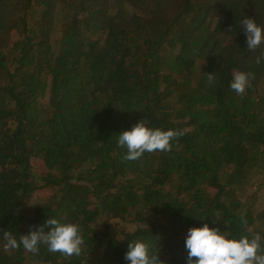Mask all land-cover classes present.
<instances>
[{
	"label": "trees",
	"instance_id": "16d2710c",
	"mask_svg": "<svg viewBox=\"0 0 264 264\" xmlns=\"http://www.w3.org/2000/svg\"><path fill=\"white\" fill-rule=\"evenodd\" d=\"M261 192L264 0H0V264H264Z\"/></svg>",
	"mask_w": 264,
	"mask_h": 264
},
{
	"label": "rangeland",
	"instance_id": "374dc122",
	"mask_svg": "<svg viewBox=\"0 0 264 264\" xmlns=\"http://www.w3.org/2000/svg\"><path fill=\"white\" fill-rule=\"evenodd\" d=\"M172 14H173L172 12L169 11L166 12L167 20L173 17ZM36 166L37 168L41 169V171H43V162L41 160L36 162ZM40 195L41 197H43L48 201V200H52L51 197H53L54 193L52 189H45L40 193ZM260 195L262 196L261 198L262 202H264V192H261Z\"/></svg>",
	"mask_w": 264,
	"mask_h": 264
}]
</instances>
